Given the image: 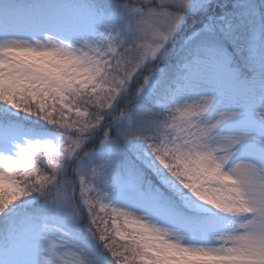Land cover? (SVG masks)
Returning a JSON list of instances; mask_svg holds the SVG:
<instances>
[{
  "label": "snow or ice",
  "instance_id": "snow-or-ice-1",
  "mask_svg": "<svg viewBox=\"0 0 264 264\" xmlns=\"http://www.w3.org/2000/svg\"><path fill=\"white\" fill-rule=\"evenodd\" d=\"M0 264H264V0H0Z\"/></svg>",
  "mask_w": 264,
  "mask_h": 264
}]
</instances>
